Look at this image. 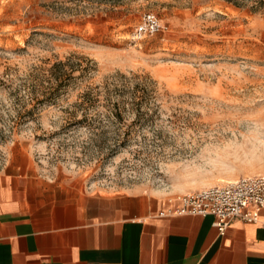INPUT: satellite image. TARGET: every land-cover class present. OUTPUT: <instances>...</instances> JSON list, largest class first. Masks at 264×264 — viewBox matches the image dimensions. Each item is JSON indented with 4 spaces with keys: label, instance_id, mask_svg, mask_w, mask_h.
<instances>
[{
    "label": "rangeland",
    "instance_id": "rangeland-1",
    "mask_svg": "<svg viewBox=\"0 0 264 264\" xmlns=\"http://www.w3.org/2000/svg\"><path fill=\"white\" fill-rule=\"evenodd\" d=\"M252 2L0 0V170L69 193L161 201L264 174V5ZM149 14L159 29L135 39ZM67 57L90 61L54 101L18 119L24 79ZM119 74L124 95L145 96L148 113L124 146L100 150L88 129L65 127L87 88Z\"/></svg>",
    "mask_w": 264,
    "mask_h": 264
},
{
    "label": "crops",
    "instance_id": "crops-1",
    "mask_svg": "<svg viewBox=\"0 0 264 264\" xmlns=\"http://www.w3.org/2000/svg\"><path fill=\"white\" fill-rule=\"evenodd\" d=\"M176 197L69 193L0 170V264H264V211L233 220L177 214Z\"/></svg>",
    "mask_w": 264,
    "mask_h": 264
},
{
    "label": "trees",
    "instance_id": "trees-1",
    "mask_svg": "<svg viewBox=\"0 0 264 264\" xmlns=\"http://www.w3.org/2000/svg\"><path fill=\"white\" fill-rule=\"evenodd\" d=\"M227 1L239 7L248 3V0ZM251 1H253L251 6L253 10L260 9L264 5V0ZM73 61V57H67L64 60L45 62L24 79L20 87L26 90L27 95L17 99L18 119L22 116L33 117L40 105L54 101L76 78V71L87 68L83 66L82 61L90 60L83 57L78 62ZM118 77L120 82L106 80L101 85L87 88L69 111L70 120L65 127L66 129L71 126L88 129L91 133V144L96 142L100 150L106 147L109 140L114 142V148L110 145V150H115L117 146H124L133 126L141 122L148 113L142 110L146 97L136 94L126 97L124 94L127 84L122 81L125 76L119 74ZM140 85L138 83L134 88L138 89ZM143 86L147 87L146 84ZM17 91L20 89L16 88ZM130 113L134 114V120L128 123L126 116Z\"/></svg>",
    "mask_w": 264,
    "mask_h": 264
},
{
    "label": "built area",
    "instance_id": "built-area-1",
    "mask_svg": "<svg viewBox=\"0 0 264 264\" xmlns=\"http://www.w3.org/2000/svg\"><path fill=\"white\" fill-rule=\"evenodd\" d=\"M160 27L153 14L144 18L133 32L135 39H142ZM181 206L177 214L212 215L214 225L224 234L229 224L240 219L258 222L264 211V174L246 175L237 179L179 195Z\"/></svg>",
    "mask_w": 264,
    "mask_h": 264
}]
</instances>
